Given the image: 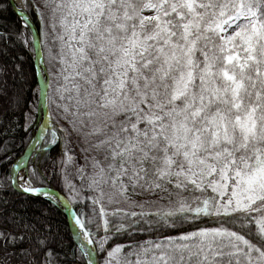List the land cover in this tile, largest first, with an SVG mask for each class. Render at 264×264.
Returning <instances> with one entry per match:
<instances>
[{"label":"snow or ice","instance_id":"1","mask_svg":"<svg viewBox=\"0 0 264 264\" xmlns=\"http://www.w3.org/2000/svg\"><path fill=\"white\" fill-rule=\"evenodd\" d=\"M30 12L42 25L31 51L56 61V83L51 72L37 83L24 114L35 134L19 158H0V194L62 204L71 264H264V0H26L16 43H28ZM9 38L0 32V52ZM41 106L46 118L33 114ZM73 135L86 183L68 179L75 157L65 143L61 198L35 186L47 179L38 156ZM86 202L88 213L74 209ZM38 222L43 229L19 216L18 231L0 229V264H60L57 234ZM182 224L195 226L160 234ZM149 232L157 235L135 239Z\"/></svg>","mask_w":264,"mask_h":264},{"label":"trees","instance_id":"2","mask_svg":"<svg viewBox=\"0 0 264 264\" xmlns=\"http://www.w3.org/2000/svg\"><path fill=\"white\" fill-rule=\"evenodd\" d=\"M25 2L26 0H23V4H25ZM0 8L4 9L0 11V32H7L10 34L7 51L0 52V67H5L7 70L6 74L0 75V78H2L0 79V90L2 92L0 93V158H3L4 154L7 152L9 153L8 160L10 163L24 152L26 145L30 142V137L35 133L34 128L26 132L24 127V114L27 112L30 103L34 99L38 77L34 63V55L31 51V45L33 42L29 37L28 29H26L28 40L27 45L16 43L15 33L22 27L19 16L14 11L10 0H3V3L0 4ZM29 18L35 25L39 34L42 27L39 18L34 12L29 13ZM46 20L47 17H45V21ZM50 32L51 30L47 29L45 43L48 46H51L53 51H55L56 45L51 38ZM13 44L15 46H12ZM2 47H4V44L3 41H0V48ZM20 57H23L22 65L25 79H21V73L18 71L15 82L11 84L12 88L19 89L16 95H20V104L19 106H15L9 99L11 98L10 94L12 95L11 87L9 88L8 85L11 81L9 78V72H13V68L16 63H21ZM44 65L47 75L49 76V72L53 74L51 79L53 87H55L56 78L54 73L56 72L57 65L56 61H50L47 50H45L44 53ZM52 111L53 119L58 121L57 126L66 127L65 121L60 118L59 113L55 110V106L52 107ZM60 135L61 134L58 132V136ZM65 143H67L69 152L75 153L76 156L80 153L83 158L85 154L82 153L81 149L84 145L81 143L78 136L73 135L68 138L67 141L61 137V140L56 145H48L47 149L44 150V154L38 156L40 170L45 173L47 179L43 185L37 184L35 186L50 187L59 191L66 197L68 195V191L61 178L62 174L58 171L61 168L60 163L57 162L63 154L62 149L64 148ZM36 151L40 152L41 149L37 148ZM83 161L85 162L84 158ZM7 168L8 164H4L0 167V175L4 174ZM66 175L68 179L71 180L77 187H80L82 183H86V181H82L81 178L74 173L71 165L67 168ZM83 191L85 195L88 194L86 189ZM137 199H140V197H137ZM5 201H7V203H5ZM7 208H11V212H8L6 210ZM81 208H83L85 213L89 212L87 202L84 205H74V209L78 212ZM19 216L26 217L27 220L36 222L37 227L41 229H43V224L38 221H44L47 223L50 226L49 230L57 234L56 242L50 245L54 252L58 253L56 259L60 262V264H71V253L73 251L74 243L71 234L72 230L66 213L58 205L54 204L47 198L32 194H25L17 190H9L0 194V229L18 231L15 220ZM194 226L195 225L182 224L176 229H161L160 234L175 235L178 231H187ZM227 226L234 227L231 224H228ZM251 227L254 229L255 225L253 224ZM236 230L247 231V229ZM156 235L157 233L155 232H149L138 235L135 239L146 240L149 237L154 238ZM126 239L128 238L123 237L117 242L123 243ZM19 247H27V245H19L18 249Z\"/></svg>","mask_w":264,"mask_h":264},{"label":"water","instance_id":"3","mask_svg":"<svg viewBox=\"0 0 264 264\" xmlns=\"http://www.w3.org/2000/svg\"><path fill=\"white\" fill-rule=\"evenodd\" d=\"M10 2H11V5H12L14 11L18 14V16H20L21 14H20L19 10L14 6V4H13V0H10ZM28 29H29V31H30L32 41L34 42L36 39L39 38V34H38V32H37V29H36L35 25H34L33 22L30 20V18H29V27H28ZM34 63H35L36 71H37L38 83H39L41 86H43V84H44L45 82L43 83V82L41 81V78H40V74H39V63H40V65H41V67H42V71L44 72L45 80H46V78H48V75H47V72H46V68H45L44 62L41 63V61H40V57H39V56H34ZM41 111H42V113H41L42 116H43L44 118H46V117H47V111L43 108V106H41ZM29 143H31V140H30ZM29 143H28V144H29ZM26 151H27V148H25L24 152H26ZM24 152H23V153H24ZM19 157H20V156H19ZM19 157H17V158H19ZM17 158H16V159H17ZM16 159H15V160H16ZM38 187H43V188H46V189L49 190V191H54V192H55V195L58 196V197H61V198H64V197H65L62 193H60L59 191H57V190H55V189H52V188H50V187H47V186H38ZM17 191H19V190H17ZM19 192H22V191H19ZM22 193H23V192H22ZM32 195H36V196H41V197L47 198V197H45L44 195H41V194H32ZM47 199H48V198H47ZM50 201H51V200H50ZM57 205H58L61 209H63V211L66 213V215H67V217H68V220H69V222H70L71 230H72V226H71V223H72V222H71V217H70V215L68 214L67 210L63 207L62 204H61V205L57 204Z\"/></svg>","mask_w":264,"mask_h":264},{"label":"rangeland","instance_id":"4","mask_svg":"<svg viewBox=\"0 0 264 264\" xmlns=\"http://www.w3.org/2000/svg\"><path fill=\"white\" fill-rule=\"evenodd\" d=\"M23 1V0H22ZM29 31V30H28ZM29 37L31 38V34H30V32H29ZM17 74H18V71H16L15 70V67L13 68V72H9V78L11 79V81H10V83L8 84L9 85V88L11 87V93H12V95L10 94V97L11 98H9L11 101L13 100V98H15L14 96H16V93L18 92V88H12V86H11V84L13 83V82H15V78H16V76H17ZM8 75V74H7ZM0 79H2V78H0ZM0 93H2L1 92V90H0ZM35 103H36V96L34 95V99H33V101L30 103V105H29V107H28V110H27V112L28 111H30V110H32L33 109V106L35 105ZM13 106V105H12ZM42 111H41V109H40V112H34L33 114L34 115H36V116H38V117H40V116H42ZM34 128V127H33ZM34 130H35V128H34ZM35 134V133H34ZM71 155H73L74 157H75V163L74 164H71V167H72V169H73V171H74V173L76 174V166L77 165H83L85 162L83 161V158H82V155H80V153H78L77 154V156H76V154L75 153H72V152H69ZM62 156H63V154H62ZM61 156V157H62ZM60 166L61 167H63V165L62 164H60ZM71 181V180H70ZM71 183L73 184V182L71 181ZM8 212H11V208H7L6 209Z\"/></svg>","mask_w":264,"mask_h":264},{"label":"bare ground","instance_id":"5","mask_svg":"<svg viewBox=\"0 0 264 264\" xmlns=\"http://www.w3.org/2000/svg\"><path fill=\"white\" fill-rule=\"evenodd\" d=\"M13 4L14 6L19 10L20 14L21 13V9H22V6H23V2L22 0H13ZM39 74H40V78H41V81L44 83L45 82V75H44V72L42 71V67L39 63ZM23 171L20 172V175H23ZM61 205V204H59ZM71 226H72V223H71Z\"/></svg>","mask_w":264,"mask_h":264}]
</instances>
